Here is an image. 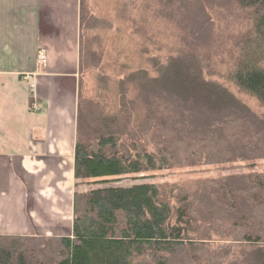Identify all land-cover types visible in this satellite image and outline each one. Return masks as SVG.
<instances>
[{
  "label": "trees",
  "instance_id": "1",
  "mask_svg": "<svg viewBox=\"0 0 264 264\" xmlns=\"http://www.w3.org/2000/svg\"><path fill=\"white\" fill-rule=\"evenodd\" d=\"M174 1L176 5L170 10H189L196 33L208 29L211 14L206 6L221 2ZM222 6L244 10L251 18L250 31L236 43L233 66L227 75L240 91L264 105V0H223ZM197 19H202L203 29L197 26ZM191 52L168 58L164 65L150 59L156 71L153 76L143 67L127 72L119 81L120 116L98 117L99 128L89 141L79 127V112L87 103L78 93L76 187L88 180L106 184L129 174L168 168L179 152L187 161L203 158L209 164L264 157V114L256 115L218 81L206 78V54ZM131 81L137 85V96H141L136 103L145 104V124L124 131L123 119L132 112L127 103L134 108L125 89ZM161 96H167V100ZM160 98L171 112L176 111L173 121L159 115ZM115 123L119 128L109 125ZM239 130L242 136L235 135ZM144 132L162 148L140 145L139 133L145 137ZM124 136L131 143H125ZM209 188L220 210L202 222L211 225L229 221L237 238L232 246H213L199 235H189L188 227L196 222L195 197L179 198L180 204L173 206L161 198L159 187L153 183L105 185L74 191L70 235L0 234V264H264V171L221 176ZM194 195L198 197L196 189ZM224 209L231 210L228 216ZM254 221L256 224H252Z\"/></svg>",
  "mask_w": 264,
  "mask_h": 264
},
{
  "label": "rangeland",
  "instance_id": "2",
  "mask_svg": "<svg viewBox=\"0 0 264 264\" xmlns=\"http://www.w3.org/2000/svg\"><path fill=\"white\" fill-rule=\"evenodd\" d=\"M222 4L223 0L218 6L209 4L206 6L211 14L208 29L207 31L203 29L202 19H197V26L203 30L196 33V27L189 19V10L185 8L170 10L176 5L174 0H81L78 93L87 103L86 108L79 112L81 120L79 127L86 132L84 138L88 140L96 133L99 128L98 117L108 118L113 114L120 116L118 115L121 104L119 81L127 72L143 67L147 68V75L153 76L156 71L150 59L164 65L168 58L183 56L181 53H192V50L197 54H206L204 58L206 78L218 81L245 103L253 113L258 116L263 115L264 105L254 96L240 91L227 75L233 66L236 43L248 35L251 18L244 10H234L230 6L225 8ZM207 55L210 57L208 58ZM125 89H127L126 97L134 102L135 109L129 102L127 103V108L132 109V112L123 119L125 126L123 125L122 129H134L139 123H142L143 127L145 123L143 124L142 118L146 108L144 102L137 104L135 101H140L141 98L140 95V98L137 96V85L131 81L125 85ZM165 97L162 98L166 99ZM157 101L161 103L159 115L164 116L168 121H173L175 118L172 115L176 111L171 112L161 98ZM109 125L119 128L118 123ZM124 131L128 130L124 129ZM239 132L240 130L235 135L242 136ZM139 135L140 145L148 149H154L156 145L162 148L158 141L151 138L150 133L145 137L143 134L139 133ZM124 138H126L125 143H131V139L127 136ZM183 155L179 152L176 155L177 160L168 168L129 174L106 184H91L88 180L80 183L76 190L87 191L105 185L130 186L134 183H153L159 187L161 198L173 206L180 204L179 198L187 196L190 200L195 197L196 209L193 216L196 222L188 227L189 235L193 237L199 235L202 240L213 246L234 245L237 242L234 240L237 238L233 227L228 224L229 221L228 228L226 223L209 225L202 222L204 218L210 219L213 215H218L220 210L217 197L212 194L213 190L209 186L221 176L264 171V157L209 164L204 163L203 158L196 160L189 158L190 160L187 161ZM202 188L209 189L204 191ZM194 189L198 197L194 195ZM225 209L224 213L227 212L228 216L231 210ZM232 210L237 209L232 208ZM208 227L211 229L209 230Z\"/></svg>",
  "mask_w": 264,
  "mask_h": 264
},
{
  "label": "crops",
  "instance_id": "3",
  "mask_svg": "<svg viewBox=\"0 0 264 264\" xmlns=\"http://www.w3.org/2000/svg\"><path fill=\"white\" fill-rule=\"evenodd\" d=\"M81 0H0V234H71Z\"/></svg>",
  "mask_w": 264,
  "mask_h": 264
}]
</instances>
